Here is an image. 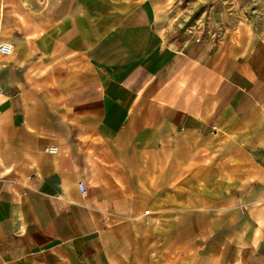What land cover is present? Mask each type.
<instances>
[{
	"label": "crops",
	"instance_id": "obj_1",
	"mask_svg": "<svg viewBox=\"0 0 264 264\" xmlns=\"http://www.w3.org/2000/svg\"><path fill=\"white\" fill-rule=\"evenodd\" d=\"M0 44V264H264V0H0Z\"/></svg>",
	"mask_w": 264,
	"mask_h": 264
},
{
	"label": "built area",
	"instance_id": "obj_2",
	"mask_svg": "<svg viewBox=\"0 0 264 264\" xmlns=\"http://www.w3.org/2000/svg\"><path fill=\"white\" fill-rule=\"evenodd\" d=\"M13 52V48L9 44H0V54L9 56ZM45 152L48 154L56 155L58 153V148L55 146H49L45 149ZM81 191L83 194H86V189L83 183L79 185Z\"/></svg>",
	"mask_w": 264,
	"mask_h": 264
}]
</instances>
